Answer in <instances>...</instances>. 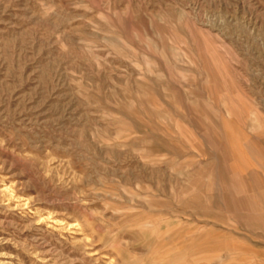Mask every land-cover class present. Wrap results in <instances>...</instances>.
I'll list each match as a JSON object with an SVG mask.
<instances>
[{
	"label": "rangeland",
	"instance_id": "obj_1",
	"mask_svg": "<svg viewBox=\"0 0 264 264\" xmlns=\"http://www.w3.org/2000/svg\"><path fill=\"white\" fill-rule=\"evenodd\" d=\"M263 124L264 0H0V264H264Z\"/></svg>",
	"mask_w": 264,
	"mask_h": 264
},
{
	"label": "crops",
	"instance_id": "obj_2",
	"mask_svg": "<svg viewBox=\"0 0 264 264\" xmlns=\"http://www.w3.org/2000/svg\"><path fill=\"white\" fill-rule=\"evenodd\" d=\"M149 102H147L146 104H148ZM162 104V103H161ZM150 105H154L155 106V110L158 109V106L160 105V103L156 100H154V102H150ZM162 106V105H161ZM172 114L169 113L168 111L167 112H162V116L165 120H169L170 119H173ZM229 116V114H228ZM233 118L235 115H232ZM154 119L150 120L151 123H153V129H155L156 131V134H155V139L156 137H161L162 139H166V141L168 140V142H172L173 139H174V133L168 128V127H164L161 125V123H159L158 121H160L161 117H157V114H154ZM259 117V116H258ZM232 118V119H233ZM163 120V119H162ZM262 119L258 118V121H260ZM175 120L173 119L172 122H174ZM234 120H231L230 123H228V127L226 126L223 130V136L225 134H229L231 133L232 130H234L233 128L235 127V124L233 122ZM159 125L162 126L161 128H159ZM230 127V128H229ZM261 132H262V137H264V124L261 126ZM181 136V135H180ZM244 141H246L247 144H243L245 145L244 147H241V154L238 155L239 156V160L242 164V166H245V168L249 167L251 168L252 166L250 165L251 164V159H250V156L248 155L247 151L250 150L252 147H253V143L251 142V140L248 138V137H244L242 138ZM150 142L153 141L152 139L149 140ZM182 144H188V141H184L182 140L181 142ZM226 151H228V149L226 148L225 149ZM218 160H219V157L217 156L216 157ZM157 164H159V162L157 160H155ZM156 164V165H157ZM220 164V163H219ZM187 168L186 166L185 167H180V166H177V165H171L170 166V170L176 174L175 172H181L182 169H185ZM155 205H156V208H158L159 206L156 204L155 202Z\"/></svg>",
	"mask_w": 264,
	"mask_h": 264
},
{
	"label": "bare ground",
	"instance_id": "obj_3",
	"mask_svg": "<svg viewBox=\"0 0 264 264\" xmlns=\"http://www.w3.org/2000/svg\"><path fill=\"white\" fill-rule=\"evenodd\" d=\"M227 127H228V125H227ZM230 128V127H229Z\"/></svg>",
	"mask_w": 264,
	"mask_h": 264
}]
</instances>
